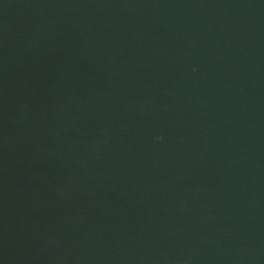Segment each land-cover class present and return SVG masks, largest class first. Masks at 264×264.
I'll use <instances>...</instances> for the list:
<instances>
[{
  "label": "water",
  "instance_id": "95a60500",
  "mask_svg": "<svg viewBox=\"0 0 264 264\" xmlns=\"http://www.w3.org/2000/svg\"><path fill=\"white\" fill-rule=\"evenodd\" d=\"M0 264H264V0H0Z\"/></svg>",
  "mask_w": 264,
  "mask_h": 264
}]
</instances>
